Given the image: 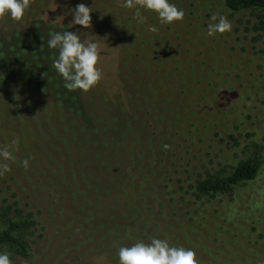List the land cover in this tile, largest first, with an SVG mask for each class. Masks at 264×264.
Here are the masks:
<instances>
[{"label":"rangeland","instance_id":"rangeland-1","mask_svg":"<svg viewBox=\"0 0 264 264\" xmlns=\"http://www.w3.org/2000/svg\"><path fill=\"white\" fill-rule=\"evenodd\" d=\"M39 1L33 0L19 21L0 18V93L8 98L32 94L58 99L56 91L63 80L52 68L56 51L48 50L46 40L51 32L62 31V22L70 23V13L79 3L92 7V28H71L100 43L98 67L103 76L86 93L96 105L95 117L89 131H80L81 123L75 126L80 131L77 143L74 130H66L58 109L36 99H0V148L19 137L15 161L8 163L20 169L29 159L26 170L39 193L26 179L2 176L0 203L14 200L15 194L20 206L41 223L34 231L36 264H118L120 246L148 242L152 237L191 248L199 264H264V251H241L233 242L235 237L222 227L211 226L214 221L208 220L206 210L193 212L191 217L187 187V179L199 167L194 181L231 170L235 161L221 158L227 145L215 131L223 129L226 136L232 134L244 145L238 159L264 160V32H248L244 26L237 32L240 20L246 21L248 14L233 15L220 0L210 8H199L201 0H172L185 16L168 26H160L148 12L143 13L146 22L138 23L135 10L119 8L117 0ZM196 9L205 22L212 13L232 23L229 33L210 38L217 46L206 38L207 30L193 12ZM149 26L158 31H149ZM243 46L250 52L243 53ZM159 51L170 58L153 64L152 54ZM55 73L58 78L53 84ZM105 78L121 92L104 88ZM77 91H71L72 95ZM115 118L123 124L118 132L124 138L122 153L116 152L118 143L111 142L107 130ZM178 124L185 134L176 132ZM137 131L155 134L153 147H134ZM202 135L211 136L194 142ZM62 137L73 144H62ZM262 183L261 179L255 187ZM42 197L44 205L50 203L54 210L42 209ZM63 202L72 206L71 211L62 210ZM226 234V244L211 239ZM259 235L249 232L255 249Z\"/></svg>","mask_w":264,"mask_h":264},{"label":"trees","instance_id":"trees-1","mask_svg":"<svg viewBox=\"0 0 264 264\" xmlns=\"http://www.w3.org/2000/svg\"><path fill=\"white\" fill-rule=\"evenodd\" d=\"M220 1L224 8H227L233 15L241 12L248 14L246 21L240 20V28L236 27L237 32L241 33L243 31V26L245 31L250 30L248 32H264V0ZM215 2L216 0H201L198 4H201L199 8L202 7V5L210 8V6H213ZM40 4L42 6V11L46 13V7L43 6L41 2ZM193 12L197 15L199 21H201V27L204 26L207 30V25L210 20L205 22L197 9ZM212 15V13H208L207 17L211 18ZM47 16L50 17L49 15ZM57 21L59 20L57 19ZM61 25L62 31H76V29L69 27L66 22H62ZM206 38L216 46L218 45L215 41L211 40V37H208V35ZM255 47L256 46H253V49ZM241 51L245 54L250 52L249 49H246L244 46ZM261 52H264V50L262 49ZM152 55L153 57L151 61L153 64L162 63L170 58V56L164 51H159L153 53ZM252 55L254 54L252 53ZM57 78L58 75L55 73L51 82L55 84L53 80ZM62 83L64 84L63 81H60V84H58L59 89L56 91V94H60L57 95L58 99L53 98V100H51L48 99V97H41L39 95L32 94L26 96L17 95L16 97L8 98L1 93L0 99L4 102L12 101L17 97L29 98L31 100L36 99L38 101H42L47 108H53L55 110L58 109L61 121L67 123L66 130H74L75 134L73 136L75 138L73 140L77 143V138L80 136L79 132L90 130L91 127H87L91 118L95 117L93 110L96 109V105L91 99L86 98V93H81L79 90L76 92V95H72L71 91H66V89H64L66 88L65 85L61 87ZM102 86L106 89L113 90L116 93L121 92L120 88H115L114 84L111 83L108 78H105V81L102 82ZM180 96L183 95H179V97ZM85 103H89L90 106L82 105ZM198 116L201 117V114ZM170 122L172 125L174 124L173 120ZM79 123L83 124V128L80 129V131L75 130V126ZM122 125V122H119V119L115 118L111 122V129H107L112 135L111 142L114 140L115 144L118 143L116 152H118V149L119 152H121V146H124V141H122L124 138L120 136L121 132L118 133ZM177 127L178 128L175 129L177 133L185 134V128L183 126L178 124ZM229 127L230 126H227L225 130L228 131ZM234 128L238 130V134L242 133L237 126H234ZM246 130H248V127L245 131ZM154 135L155 134L151 135L147 132L137 131L135 134L136 139L133 140L135 145L134 147H138L139 149L151 146L153 147ZM211 135H202L199 139L194 140V142L202 141L200 138H207ZM214 135L220 137L223 136L222 140L224 141V144L227 145V149L222 152L223 155H221V158H227L226 160L228 161L229 157H231V159L235 162L233 165L229 166L231 169L230 171L227 169L219 170L215 173H209L204 178L197 181L194 180L197 176L196 173L200 171V167L197 168L193 174H190L189 180L187 179V187L189 188V195L191 196V217H193V212L206 210L210 213L209 216H207L208 220L210 218L214 221L211 226L213 228L222 227L226 230L227 234L229 233L232 237H235L236 239H234L233 242L241 251H264V160L257 157L240 160V157L238 159L237 156L238 153L240 154V152L243 151L244 145L237 140L236 136L232 134L231 136H226L223 129L222 131H215ZM60 141L62 144H66L67 146L68 143L73 144V142L66 137L60 138ZM203 142H205V140H203ZM62 152L64 153V150H62ZM112 154L115 157L116 153L113 152ZM232 156L237 159L232 158ZM125 160L127 161V158ZM10 169L11 171L5 173L3 177L13 175L11 176L12 180H17L18 178L26 179L35 194H39L35 188L33 176L30 172H27V170L23 167H20V169L16 168V165L13 167L10 166ZM261 179L263 180L262 185L255 187L257 182L261 181ZM15 197L16 195L13 194L12 198L14 200L5 199V201L0 203V252L9 253L12 264H36L39 253H37L35 247L37 242L34 241V231L38 230V226L41 223L36 220L33 212L23 209L18 200H15ZM42 201V209L48 208L49 211L54 210L50 203L49 206L44 205V203H46L44 197H42ZM71 207L72 206L68 205L67 202H63L61 205L62 210L65 212L71 211ZM42 223H45V220ZM224 224L229 225L224 226ZM207 228H209V226ZM42 230L45 232V225H42ZM209 230L211 233L215 232L214 229L209 228ZM249 232L260 233V238L254 241L257 245H259L257 249L252 247V243L250 242V239H248ZM227 234L225 238H221L219 235H216L211 239L215 244L223 245L227 243ZM40 237L41 239H44L46 236L41 233ZM48 239L49 237L47 240Z\"/></svg>","mask_w":264,"mask_h":264},{"label":"clouds","instance_id":"clouds-1","mask_svg":"<svg viewBox=\"0 0 264 264\" xmlns=\"http://www.w3.org/2000/svg\"><path fill=\"white\" fill-rule=\"evenodd\" d=\"M33 0H0V18L19 21L31 7ZM117 6L135 10V19L144 24L147 17L144 12L156 16L160 26L174 25L184 19L185 12L178 8L172 0H117ZM92 7L79 3L71 11L72 20L69 27L80 26L83 29L92 28ZM63 18V16H60ZM149 31L156 32L158 28L149 26ZM232 23L224 15L213 14L207 25L208 37L229 33ZM81 31H54L46 40L48 50L56 51L52 68L62 78L69 91L79 90L87 93L102 79V69L98 67L101 60V45L90 39ZM20 139L14 137L8 145L0 148V177L11 171L9 161L14 162V152L19 151ZM166 150L169 145L163 146ZM11 149V150H9ZM23 167H30L29 159H25ZM118 264H199L194 250L183 246H173L167 239L152 237L148 242L136 241L131 246L118 248ZM0 264H12L9 253L0 252Z\"/></svg>","mask_w":264,"mask_h":264}]
</instances>
